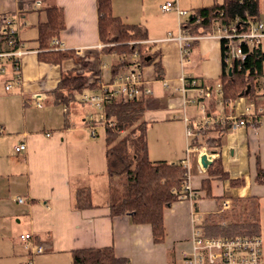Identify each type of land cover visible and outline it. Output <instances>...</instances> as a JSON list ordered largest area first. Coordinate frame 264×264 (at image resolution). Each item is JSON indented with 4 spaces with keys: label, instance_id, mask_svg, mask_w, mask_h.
<instances>
[{
    "label": "crops",
    "instance_id": "1",
    "mask_svg": "<svg viewBox=\"0 0 264 264\" xmlns=\"http://www.w3.org/2000/svg\"><path fill=\"white\" fill-rule=\"evenodd\" d=\"M217 1L221 0H110L112 14L127 24L139 25L147 34V40L141 43L151 49L149 65L140 69L135 65L136 55H129L131 65L120 72L139 70L153 90L151 96L143 97L148 156L152 161L169 163H183L189 157V182L197 195L196 200H180L165 207V241L156 244L151 225H138L128 215L111 213L106 148L102 149L96 139L101 123L97 124L96 136H92L85 117L90 110L83 112L74 104L67 108L53 103L51 94L62 74L82 72L81 66L72 58L61 65L38 58L42 51L39 25L47 22V9L55 4L64 12L66 28L59 38L63 48L75 52L77 48L92 47L85 53L92 62L90 81L99 76L100 88L111 85L112 65L121 56L102 52L97 0H36L32 10L23 8L25 0H0V17L15 19L18 36L32 50L21 62V85L7 92L0 81V264H25L29 260L22 234H32L34 241L49 240V248L35 256L34 264H72L73 251L105 247H112L130 264H183L182 255L192 248L194 217L204 221L209 215L222 213L220 205L228 200L241 201L236 213L246 211L260 217L264 185L255 177L259 165L264 169V124H260L264 120V76L259 80L257 97L251 101L239 98L225 110L218 83L224 72L222 41L210 37L194 41L184 55L176 39L180 26L195 9ZM168 2L178 9L162 11ZM178 10L187 15H180ZM259 44L264 51V37ZM230 54L226 60L229 65L234 58L232 50ZM194 77L197 83L210 87L211 94L201 96V88L189 87L187 79ZM34 95L41 98L34 99ZM185 117L195 133L191 138L187 136ZM240 117H254L259 123L232 128L221 137V146L212 150L192 145L197 138L203 142L195 127L233 122ZM20 143H25L27 150L17 152L15 147ZM203 149L213 161L221 160L228 175L226 181L213 179L212 183V195L224 198L221 204L216 198H207L202 189V180L208 178V168L200 163ZM86 177L89 182L84 186ZM232 181L242 183L234 186ZM88 187L94 206L74 209L75 192ZM98 191L109 197L101 204L96 200Z\"/></svg>",
    "mask_w": 264,
    "mask_h": 264
},
{
    "label": "trees",
    "instance_id": "2",
    "mask_svg": "<svg viewBox=\"0 0 264 264\" xmlns=\"http://www.w3.org/2000/svg\"><path fill=\"white\" fill-rule=\"evenodd\" d=\"M36 0H25L23 8L33 9ZM261 0H221L210 6L197 8L183 29L189 35H206L220 27L236 26L238 32L248 33L251 23L264 22L260 15ZM99 12V38L103 43L104 54L115 53L121 56L118 62L112 65L113 78L118 77L121 71L131 65L129 55H136V64L143 68L151 63V49L141 41L147 40V34L139 25H131L115 17L111 11L110 0H97ZM7 16L0 17V40L5 43L14 34L6 23ZM66 28L63 9L52 4L47 9V22L39 25V43L42 51L38 58L50 65H61L68 58L74 59L82 72L62 74V79L51 94L54 104L70 107L78 96H83L87 90L97 93L101 90L99 76L90 81L92 62L88 56L79 57L73 50H61L54 43L60 38V33ZM222 54L224 55V72L219 79V97L225 110L239 98L248 101L257 97L259 80L264 76V51L260 44L244 43L242 50L244 60L235 57L229 65L226 61L231 57L233 44L222 39ZM193 43H195L193 41ZM152 58L154 56L152 55ZM151 59V60H149ZM159 70L160 65L157 64ZM232 69V74H229ZM198 78H188L189 87L206 88V85L197 83ZM196 80L195 87L191 84ZM212 90L210 88L209 94ZM146 110L143 97L122 101L113 98L105 108L107 125L106 131V158L110 177L115 174L125 176L123 182L124 194L115 202L109 204L113 216L128 215L138 225H151L153 239L156 244L165 241L166 228L164 225V209L172 203L180 201L185 192L187 183V168L182 163L165 160L152 161L148 156L147 122L144 120ZM241 118V117H240ZM242 119H246L243 117ZM251 119L256 122V118ZM102 123V120L99 121ZM96 122L95 124H99ZM232 129V121L204 124L194 128L203 142L194 139L192 145H205L209 150L221 146V137ZM217 133L216 137L213 134ZM227 173L220 159H215L208 168V178L203 179L202 189L207 198H216L221 204L223 197L212 195L213 179L226 181ZM257 183L264 185V169L259 165L255 177ZM232 185H241L242 181H232ZM111 187V185H109ZM74 209L85 210L94 206L90 187L78 189L74 194ZM228 210L215 215L207 216L203 227L208 236L225 238L235 236H260L261 222L257 215L244 211L236 213L241 208V201H229ZM221 207V205H220ZM246 210V209H245ZM225 222V225L222 223ZM49 240L35 242L49 248ZM72 264H130L124 257H118L112 247L78 249L71 253Z\"/></svg>",
    "mask_w": 264,
    "mask_h": 264
},
{
    "label": "built area",
    "instance_id": "3",
    "mask_svg": "<svg viewBox=\"0 0 264 264\" xmlns=\"http://www.w3.org/2000/svg\"><path fill=\"white\" fill-rule=\"evenodd\" d=\"M172 9L177 10L178 7L174 3L168 2L162 6V11H170ZM180 15H187L185 11L178 10ZM15 19L13 17H7L6 23L10 27V33L14 34L13 37L7 42L3 43L0 40V81L5 83V90L10 91L14 85H21L24 81L22 73V59L26 54L32 52L18 36V30L15 27ZM207 37L215 38L218 40H229L232 42L233 47L236 48L237 57L244 60L246 54L242 50L244 43L259 44L264 37V22L254 24L251 23V29L248 33L238 32L236 26L232 27H220L212 33L206 35H189L180 26V34L176 38L181 43V52L184 55L189 53L193 45V41L206 39ZM54 43L61 50H66L61 45L59 39H55ZM102 48V45H98ZM232 47V48H233ZM92 47H81L75 50V53L79 57H84L87 50ZM111 85H105L101 87V90L97 93H84L81 101L92 105L93 107L102 110L101 119L102 125H107V117L105 116V108L109 105L113 98H117L122 101H128L137 99L144 96H151L153 94L152 88L146 85L143 74L137 69H132L120 74L118 77L113 79ZM186 81L183 79V84ZM191 84L195 87L196 80L192 81ZM168 86L166 83L164 84ZM186 84L184 85V88ZM210 92L209 88H201L200 95L208 96ZM39 95H34V99H40ZM42 107L41 103L38 104ZM86 121L90 124V131L92 136L97 134V122L94 114H87ZM187 124V136L191 138L195 135L191 126H189V119L184 118ZM256 121L255 123H257ZM253 119H234L232 122V128H238L239 126H247L253 124ZM259 123V122H258ZM260 124H264V120L260 121ZM2 133V127L0 128V134ZM50 135V134H49ZM17 152L27 150L25 143H20L16 147ZM191 146L189 145L187 151H190ZM206 153V149H203ZM208 154V153H207ZM210 154H208L209 156ZM184 168H187V183L185 185V192L181 195V200H196L197 195L192 189L191 182H189V157L182 163ZM20 202L24 200L19 198ZM230 207L229 200L224 201L221 205V212L228 210ZM193 223L195 227L192 235V248L188 252L182 255L183 264H264L263 262V248L260 236H235L225 238L221 236H208L203 227L202 217H194ZM225 225V222L222 223ZM21 240L26 245V249L29 252L28 261L25 264H34L35 256L44 253L45 249L43 246L35 243L32 234H22Z\"/></svg>",
    "mask_w": 264,
    "mask_h": 264
},
{
    "label": "rangeland",
    "instance_id": "4",
    "mask_svg": "<svg viewBox=\"0 0 264 264\" xmlns=\"http://www.w3.org/2000/svg\"><path fill=\"white\" fill-rule=\"evenodd\" d=\"M260 11H261V16L264 18V0H261L260 1ZM117 59H118V56H117ZM130 59V61H132L133 59L128 58ZM134 65V64H133ZM134 67V66H133ZM133 68H129L127 69L126 71H129V70H132ZM90 93H92L90 91ZM81 96H78L77 98V101L74 103L75 106H77L81 111L83 112H86L88 110L91 111L90 114H94L96 117V120L97 122L100 121L101 119V115H102V110L101 109H98L93 107L92 105L90 104H87V105H82L81 104ZM105 138H106V131L104 130V126L101 124L99 125L98 127V136H97V142L99 144H101V148L104 149L106 148V144H105ZM107 178V181H108V177ZM125 176H121V175H118V174H115V176L113 177H109V185H111V187L109 186V190H110V199H112V201H116L118 200V198L122 197V195L124 194V185H123V182H124V179ZM84 182H82L84 186H87L88 185V182H89V178L86 177L84 180ZM109 198L108 197V194H104V192H100L98 191L97 192V196H96V200L98 201V203H102L104 200V198ZM258 208V207H257ZM256 208V209H257ZM256 209H252V211L256 212ZM243 211V210H242ZM240 212V211H239ZM259 220L261 222V227H260V238H261V241H262V248H263V262H264V201H262L261 203V215L259 217Z\"/></svg>",
    "mask_w": 264,
    "mask_h": 264
},
{
    "label": "water",
    "instance_id": "5",
    "mask_svg": "<svg viewBox=\"0 0 264 264\" xmlns=\"http://www.w3.org/2000/svg\"><path fill=\"white\" fill-rule=\"evenodd\" d=\"M232 54L234 55V58L237 57L235 47L232 48ZM229 74L230 75L232 74V69H229ZM212 161H213V158L208 156L207 153L203 154L201 159H200V163H201L202 167H204L206 169L209 168V166L212 164Z\"/></svg>",
    "mask_w": 264,
    "mask_h": 264
}]
</instances>
